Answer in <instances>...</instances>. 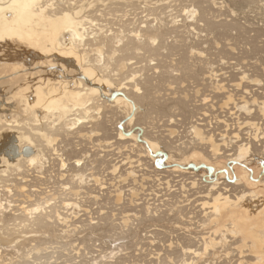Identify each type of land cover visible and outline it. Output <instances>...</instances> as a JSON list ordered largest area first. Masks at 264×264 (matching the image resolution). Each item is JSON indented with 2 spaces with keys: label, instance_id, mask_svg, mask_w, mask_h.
I'll use <instances>...</instances> for the list:
<instances>
[{
  "label": "bare ground",
  "instance_id": "obj_1",
  "mask_svg": "<svg viewBox=\"0 0 264 264\" xmlns=\"http://www.w3.org/2000/svg\"><path fill=\"white\" fill-rule=\"evenodd\" d=\"M170 1L0 0V79L16 84L0 89V264H139L128 236L148 239L142 264H160L162 251L150 238L160 234L155 225L164 220L163 207L173 211L174 203L180 211L165 220L178 219L176 230L188 242L163 243L162 264L174 260V248L190 259L209 252L222 243L220 234L233 240L237 264H264V186L252 187L264 177H252L249 166L264 162V67L230 54L203 59L200 47L225 41L235 51L236 43L260 44L264 17L249 25L240 20L251 18L253 0H180L189 4L179 11ZM201 11L205 31L193 26ZM212 27L229 31L219 38ZM184 47L186 57L179 52ZM24 60L34 64L23 67ZM158 124L164 129L156 131ZM175 159L186 162L177 160L172 170L187 177L179 188L165 179L148 190L153 173L173 174L152 164L163 168ZM224 160L242 166L237 183ZM191 190L196 206L188 200ZM160 191L174 193L173 204V197L155 204L161 199L150 196ZM109 199L113 208L102 211L111 208ZM191 212L200 216L198 227L207 231L212 221L217 227L190 236L180 225H188ZM190 259L180 261L193 264Z\"/></svg>",
  "mask_w": 264,
  "mask_h": 264
},
{
  "label": "rangeland",
  "instance_id": "obj_2",
  "mask_svg": "<svg viewBox=\"0 0 264 264\" xmlns=\"http://www.w3.org/2000/svg\"><path fill=\"white\" fill-rule=\"evenodd\" d=\"M166 2V1H165ZM187 2V1H186ZM186 2H181L180 0H171L170 1V3L172 4L171 6L172 7H170V9H173V8H175V10L177 9H179V10H181L182 9V6L183 7H186V5H188L189 4V2L188 3H186ZM226 2V4H227V1H225ZM260 2V3H259ZM252 4H254L255 6V11L252 13V16H251V18H249V19H244L243 18V16H240V20L243 22V23H245L244 25H249L251 22H254V21H256L257 19L255 18V16H259V17H264V0H253V2H252ZM174 5V6H173ZM181 5V6H180ZM228 5V4H227ZM180 6V7H179ZM228 7L229 8H232L230 5H228ZM205 8L203 7V10H204ZM178 10V11H179ZM223 12H227V11H224V10H222ZM199 17V20H198V23H196V24H194L193 22H195V21H189V20H191V16H190V14L188 15V17H187V20L189 21V22H192L194 25L193 26H195L196 28H197V26L196 25H199V30H203V31H205V27L203 26V24H204V22L202 21V19H203V14H202V11H201V13L198 15ZM254 16V17H253ZM138 17V16H137ZM174 17V16H173ZM187 21V22H188ZM248 22V23H247ZM203 23V24H202ZM255 23V22H254ZM261 23V24H260ZM259 24L260 25H262V22L261 21H259V23H258V26H259ZM201 27H203V28H201ZM260 27H262V26H260ZM223 28V29H222ZM222 28H214V27H212L211 28V32H212V34H213V31H214V29H215V31H214V33H215V35L217 36V37H221L220 36V33H221V31L223 30L224 31V29L225 30H227L228 29V27H222ZM248 29H251L250 27L248 28ZM227 31H229V30H227ZM216 32H217V34H216ZM220 32V33H219ZM233 32H235V31H233ZM180 34V33H179ZM250 34H255V31L253 32H250ZM223 36H225L224 35V32H223ZM245 36H246V34H245ZM244 36V41L246 42V41H248L249 42V40L248 39H246V37ZM180 38L182 39V40H185L182 36H180ZM240 39H241V37H240ZM239 39V40H240ZM262 40H264V38H261ZM210 40H212V38L210 39ZM260 40V39H259ZM241 41V40H240ZM225 41H223V42H221L220 43V47L222 46V48H220V50H219V48H217L216 47V45H214V44H212L213 43V41H208V42H206L205 44H200V47H203L204 48V50H205V56L203 57V59H207L208 57H210L211 59H215V60H218L219 58H218V56H224L225 55V57H229L228 56V54H230V57H232L233 58V60L235 61V59H236V57H237V59H240V63H247L248 65H250L251 64V68H252V66L254 67V66H258V68H262V67H264V50H260L259 48H260V46L261 45H263L264 46V41H262V42H260V44H259V42L256 44V45H254L253 44V42L252 43H250L249 42V44H247L246 45V43H242V45L240 44V45H237V43L235 44V51H231V50H229L228 48H227V46L224 48V46L223 45H225V43H224ZM247 46H245V45ZM253 44V45H252ZM212 45V46H211ZM214 46V47H213ZM238 46H239V49L237 50V48H238ZM209 48L208 50H207V48ZM246 48V49H245ZM249 48V49H248ZM223 49V50H222ZM227 49L229 50V51H227ZM251 49H253V51H255V53L254 52H252L251 51ZM259 49V50H258ZM186 50V48L184 47L183 49H181V50H179V52H180V55H182L183 57H186L187 56V51H185ZM162 51V50H161ZM219 51V52H218ZM231 51V52H230ZM245 51V52H244ZM163 52V51H162ZM165 52V53H164ZM163 53H161L163 56L164 55H166V53L168 52V50H166L165 49V51H164ZM222 52V53H221ZM235 52H239V54L238 53H235ZM243 52H244V54H243ZM247 52V53H246ZM258 54H257V53ZM182 53V54H181ZM206 53H207V55H206ZM220 53V54H219ZM232 53V54H231ZM248 53H250V54H248ZM224 54V55H223ZM247 55H250V56H248V58H246L247 57ZM251 55H252V57H251ZM261 55V56H260ZM167 56V55H166ZM208 56V57H207ZM246 56V57H245ZM156 57V56H155ZM249 57H251L250 59H249ZM158 58H163V59H165V57H162L161 55L160 56H158ZM256 58V59H255ZM136 59V58H135ZM134 59V60H135ZM245 59H246V62H245ZM257 59H259V61H258V63L256 64V61H257ZM28 60V59H27ZM27 60H24V63H25V66H23V67H27L28 65H33V64H31V63H29ZM242 60H243V62H242ZM261 62V63H260ZM54 63H57V62H54ZM143 63H146V61H143ZM250 63V64H249ZM263 63V64H262ZM167 63H165V65H166ZM253 64V65H252ZM256 64V65H255ZM216 65H219V63H217ZM143 67H145L144 65H143ZM216 67V66H215ZM222 67V66H221ZM219 68V67H218ZM229 69V68H228ZM18 70V69H17ZM72 70H76V69H72ZM13 71H14V69H13ZM40 72L39 73H44L43 71H41V70H39ZM55 71H57V72H59V70L57 69V68H55ZM9 72H11V70L9 71ZM9 72L8 73H6V72H2L1 73V76H8V74H9ZM142 73H143V71H142ZM192 75H194V74H192ZM20 76H22V75H20V74H16V75H14V77H15V79H16V81H18V80H20L19 78H21ZM196 78V76L194 75V79ZM9 79V80H8ZM12 78L11 77H9V78H7V79H3V78H1L0 79V89H3V87L2 86H4V88H5V86L7 87V88H9V89H11V91L13 90V88H15L16 87V84L14 83V82H10V80H11ZM197 79V80H196ZM195 79V81H198V78H196ZM201 81V80H200ZM154 82H155V79H154ZM154 84V83H153ZM160 87L162 88V90L164 89V85H163V82H162V80H161V82H160ZM200 87V86H199ZM201 87H202V84H201ZM189 88V87H188ZM186 89L185 90V92H187V93H189V94H191V90H192V88L193 87H190L189 89ZM206 88H208V87H206ZM156 89H158V88H156ZM209 89H211V88H208L207 90L209 91ZM205 91V93L206 92H208V91ZM0 92H3V90H0ZM178 95V94H177ZM191 97V96H190ZM189 97V101H190V104H189V101H188V105H190L189 107H192V105H191V103H192V98H190ZM184 113V112H183ZM186 113V112H185ZM189 113H187L186 115H188ZM181 117H183V116H181ZM183 121H184V123H188L189 121H187V119H186V117H183ZM187 121V122H186ZM189 125H185V124H183V125H181L180 126V131L182 130V132H184L183 133V136H184V140H186L187 139V135H189V131H188V129H187V127H188ZM156 131H160V130H162V129H164L160 124H158L156 127ZM184 128V129H183ZM245 129V128H244ZM245 130H247V129H245ZM83 147H85L84 145H83ZM82 147V148H83ZM86 147H87V149L89 148L87 145H86ZM86 152H87V150H85ZM86 152H84L83 153V155L86 153ZM114 153H118V150H116ZM123 157V156H122ZM177 160L179 161L180 160V162H178V165H179V163H181V164H186V162L185 161H182L181 159H175V160H172V161H167V162H165V164H166V166L165 167H163V168H159V167H157V163L156 162H154L153 164H152V167H154V168H156V169H159V170H167V171H169V172H171V173H173L172 175H166V173H163L162 172V174H156V175H154L155 173H153L152 174V180H149V183L148 184H146V185H148V187H149V189L148 190H150V189H155V188H158V187H156V186H158V182H164L165 181V179H169L170 180V185H172V186H174L173 188H179V186H180V184H179V180L180 179H182V180H185L187 177H183V178H181V176H178V174L179 173H182V171H180V170H176V171H172V170H175L176 168H174V167H176V163H177ZM176 161V162H175ZM201 161V162H200ZM227 161V160H226ZM226 161L224 160V162L222 163V165L221 166H224V167H226V166H229V167H234L235 169V174H234V176L233 175H229V177L230 178H234V180H236L235 181V183H237V178H240V176H241V178H243L242 177V172H244L243 171V169H241V165H239V164H231V165H228V164H226ZM197 163H202V160H197ZM263 163V164H262ZM172 164H175V166L174 165H172ZM168 165V166H167ZM249 166H251V168L253 169L252 171H251V173H250V175H252V177H254L255 179H262L263 177H264V162H262L261 161V163H254V164H251V165H249ZM170 167V168H169ZM173 168V169H172ZM203 173H208V171L206 170V169H204V168H201L200 169ZM180 171V172H179ZM206 171V172H205ZM257 171H259V173L257 172ZM255 172V173H254ZM263 174V175H262ZM259 175V176H258ZM107 176V175H106ZM168 176V177H167ZM258 176V177H257ZM110 178V177H109ZM158 178H160L159 180H158ZM250 179H251V177H250ZM189 180V179H188ZM188 180H186V183L188 182ZM240 181H239V183H241L240 185V187H242L243 186V184H244V182H243V180H241V179H239ZM254 183V182H253ZM229 184V183H228ZM160 185V187H162V189H164V190H167V191H169V189L167 188V185H165V184H159ZM256 185V186H255ZM264 186V184H254V185H252V187H255L256 189H258V190H260L261 189V187L260 186ZM231 186V185H230ZM243 188V187H242ZM189 195H191V196H189V198H188V200L191 202V206L194 204V206H196V205H198V203L199 202H194V197L196 196V195H192L193 194V190H191V192H189L188 193ZM173 195H174V193L173 194H169L168 192H166V191H160V192H158L155 196L154 195H151L150 197H152L153 198V201L155 200V199H157V198H159V199H161V201H158V202H156L155 201V204H157L158 203V205H163V202H164V200H162V198H164V197H173ZM175 199V197H173V199L172 200H170L168 203H171V204H173V200ZM109 204L110 205H108L109 207H111V208H106V207H104L103 209H102V211H105V209H107V210H111L113 207V203H112V201L113 200H110L109 199ZM153 201H151L150 200V202H153ZM112 204V205H111ZM168 206V205H167ZM178 206H179V204H177V203H174V205H173V211H171V210H169V209H167L166 207H163V209H165V216H164V220H159V223L161 224H159V223H157L156 225H155V228L158 230V231H160V236L159 235H156L155 234V232H154V234H155V239L152 237V238H150V239H152V242H155V241H157V245L158 246H160L159 248L161 249V253H160V251H158L159 252V258L163 261V256H162V253L164 252L163 250H164V247L162 246V244L164 243V245L165 244H168L169 243V241H176V240H178L179 239V237H180V241H182V240H184V242L182 241V244H184V243H187L188 242V240H187V238L185 239V237L184 236H182V234H185V233H183L184 231L181 229H179V230H176L177 229V224L175 223V221L176 220H178V219H175L172 215L175 213V212H177V211H180V209H178ZM191 206H189V208H191ZM96 207V206H95ZM162 207V206H161ZM174 207H176V208H174ZM188 208V209H189ZM198 208H200V207H198ZM188 209L185 211V212H187L188 211ZM96 210H98V209H96ZM176 210V211H175ZM198 210H200V209H195V210H193V211H198ZM92 211H94V209H92L91 210V212ZM102 211H100V213H102ZM171 211V213H172V215H171V217H173V219H171V223L169 224L168 222H169V220L167 219V217H168V214H169V212ZM192 211V212H193ZM114 212H117V210H115ZM192 212L190 213V215H189V219L187 220V221H189L188 222V225L187 224H182L181 223V225L180 226H184L185 228L184 229H186V226H188L187 227V229L190 231V233H192V234H190V236H192L193 235V233L195 234V233H198V232H200V233H203V232H206V234H202V235H210L212 232H213V230L217 227V224L215 225V223L212 221V223L211 224H209V225H206L205 227H207L208 229H207V231H206V228H203V226H200L202 229H201V231H199L200 229H196L199 225H198V222H196V221H198L197 219L200 217L199 215H197L196 213H194L195 214V216H194V214L192 215ZM194 218V219H193ZM165 219H167V221L165 220ZM148 222V221H147ZM167 224H166V223ZM174 222V223H173ZM190 222L194 225H192V226H189V224H190ZM196 222V226H195V223ZM149 223V222H148ZM80 224V223H79ZM174 224V225H173ZM149 225H151V223L150 224H147V223H144L143 224V226H142V228H147ZM168 225V226H167ZM170 225V226H169ZM213 226V227H211V226ZM160 226H162V227H160ZM166 226V227H165ZM173 226V227H172ZM172 227V228H171ZM174 227H176V228H174ZM191 227V230L193 231V232H191V230L189 229ZM200 227H198V228H200ZM179 228V227H178ZM183 228V227H182ZM173 229H175V231H172ZM197 231H196V230ZM156 230V231H157ZM171 230V231H170ZM208 230L210 231V233L208 232ZM182 231V232H181ZM179 233V234H178ZM68 233H65V236L67 235ZM188 234V233H187ZM197 236H201V235H197ZM220 236H221V238H222V243L220 242V243H217L216 244V247H213L214 249H210V251L209 252H207V253H205V254H202V255H199V256H197V257H194V258H192V259H194V262H193V264H237V260H236V250H235V248L233 247L234 245H233V240L232 239H228V242L227 241H225L224 240V237H222V234H220ZM183 237V238H182ZM178 238V239H177ZM221 238H219V240H221ZM171 239H173V240H171ZM124 240H126L128 243H132V242H134L132 245H130L129 247V249L128 250H130V249H134V248H137V252H138V254L140 253L141 255H142V253L144 252H149V249H147V250H145V248H146V244H147V242H148V239H146V238H138V239H132V238H124ZM141 240V241H140ZM169 240V241H168ZM230 240H232V241H230ZM112 241V240H111ZM138 241H140V246H139V242ZM136 242H138V246H136L135 244H136ZM143 242V243H142ZM225 242V243H224ZM230 242V243H229ZM233 242V243H232ZM86 243V242H85ZM84 243V244H85ZM226 244V245H225ZM227 244H228V246H227ZM151 245V244H150ZM149 245V246H150ZM141 246L142 247H144L143 249H141ZM56 247H57V244H56ZM131 247H133V248H131ZM140 247V248H139ZM194 247H196V246H194ZM150 248H151V251H152V247L150 246ZM156 248V247H155ZM233 248H234V250H233ZM222 249V250H221ZM156 250H157V248H156ZM156 250L154 249L153 250V253L155 254L156 253ZM179 249L177 248V249H173L172 250V254L170 255L171 257H172V259H174L173 261H169V260H164V264L165 263H167V264H175V262L177 261V264H187L186 262L184 263H182L180 260H182L184 257L185 258H188V259H190L189 257V255H185L184 253H182V252H180V250L178 251ZM226 250V251H225ZM201 251V250H200ZM130 252V251H129ZM220 252V253H219ZM228 252V253H227ZM57 254V253H56ZM61 255V254H60ZM141 255L139 256V259L138 260H140V262L141 263H139V264H142L143 263V259L142 258H144V257H142L141 258ZM96 256H94V258H95ZM153 257H155V256H153ZM237 257H238V255H237ZM153 260H154V258H152ZM152 259H149V257H147V259H145V260H148V261H153ZM192 259H190V260H192ZM196 259V260H195ZM159 261V263L160 264H162V261ZM189 260V261H190ZM249 261H251L252 262V260H250L249 259ZM152 264H153V262H152Z\"/></svg>",
  "mask_w": 264,
  "mask_h": 264
},
{
  "label": "water",
  "instance_id": "obj_3",
  "mask_svg": "<svg viewBox=\"0 0 264 264\" xmlns=\"http://www.w3.org/2000/svg\"><path fill=\"white\" fill-rule=\"evenodd\" d=\"M29 151H30V150L27 149V148L24 149V152H25V153H29ZM0 152H1V150H0ZM10 152L13 153L14 155L18 154V149H17V147L14 146V147L11 149ZM5 153L9 155V152H5Z\"/></svg>",
  "mask_w": 264,
  "mask_h": 264
},
{
  "label": "built area",
  "instance_id": "obj_4",
  "mask_svg": "<svg viewBox=\"0 0 264 264\" xmlns=\"http://www.w3.org/2000/svg\"><path fill=\"white\" fill-rule=\"evenodd\" d=\"M132 213H133V212H132ZM134 218H135L134 216L131 217V219H132V220H131V223H132V224H131V227H132V228H134V224H135V225L137 224V221H134ZM111 238H113V237H108V238H105V239H106V240H110ZM128 238H130V237L128 236Z\"/></svg>",
  "mask_w": 264,
  "mask_h": 264
}]
</instances>
